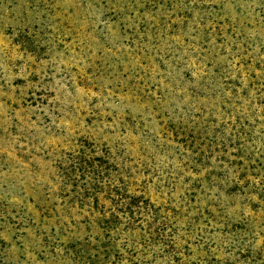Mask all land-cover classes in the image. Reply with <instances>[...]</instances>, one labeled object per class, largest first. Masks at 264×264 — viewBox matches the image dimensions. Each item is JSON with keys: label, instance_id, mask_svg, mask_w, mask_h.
I'll return each mask as SVG.
<instances>
[{"label": "rangeland", "instance_id": "obj_1", "mask_svg": "<svg viewBox=\"0 0 264 264\" xmlns=\"http://www.w3.org/2000/svg\"><path fill=\"white\" fill-rule=\"evenodd\" d=\"M0 264H264V0H0Z\"/></svg>", "mask_w": 264, "mask_h": 264}]
</instances>
